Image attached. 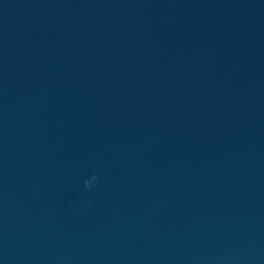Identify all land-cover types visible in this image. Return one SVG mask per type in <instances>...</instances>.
Masks as SVG:
<instances>
[{
    "label": "water",
    "instance_id": "95a60500",
    "mask_svg": "<svg viewBox=\"0 0 264 264\" xmlns=\"http://www.w3.org/2000/svg\"><path fill=\"white\" fill-rule=\"evenodd\" d=\"M0 264H264V0H0Z\"/></svg>",
    "mask_w": 264,
    "mask_h": 264
},
{
    "label": "clouds",
    "instance_id": "9594fccd",
    "mask_svg": "<svg viewBox=\"0 0 264 264\" xmlns=\"http://www.w3.org/2000/svg\"><path fill=\"white\" fill-rule=\"evenodd\" d=\"M98 180V175L93 174L90 179L84 181V186L86 188H91L92 185Z\"/></svg>",
    "mask_w": 264,
    "mask_h": 264
}]
</instances>
